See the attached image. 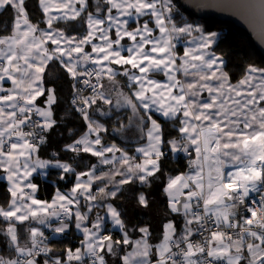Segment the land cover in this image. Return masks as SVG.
<instances>
[{
    "label": "snow or ice",
    "instance_id": "6c2138e0",
    "mask_svg": "<svg viewBox=\"0 0 264 264\" xmlns=\"http://www.w3.org/2000/svg\"><path fill=\"white\" fill-rule=\"evenodd\" d=\"M39 3L47 17L49 30L40 29L38 24L29 21L25 0H0V9L11 7L15 13L12 35L0 37V60L3 61L0 63V82L7 79L12 84L8 89L0 86V92L7 93L0 95V167H4L12 185L8 189L12 197L9 208L0 207V216L9 222L6 232L17 254L15 258L0 256V264H37V256L51 251L45 244L44 233L36 227L30 229V246L27 242L21 245L13 220L23 223L32 219L43 225L48 218L60 217L61 213L74 215L76 228L82 229L84 235L81 241L83 251L81 248H76L75 252L67 249V262H82L87 256L91 257V264H106L105 251L115 254L114 247L133 244V250L123 256V264H151L149 257L153 245L148 243L147 227L139 229L143 233L141 239L131 241L124 231L123 239L114 241L111 235L100 234L102 218L99 216L91 228L83 226L88 214L79 211V197L83 195L89 202L97 200L98 195L115 198L120 190L118 186L108 191V185L105 184L93 195L90 191L92 184L105 178L110 184L121 186L134 180L147 183L148 177L160 170L165 141L162 125L154 118V112L167 119L180 117L178 131L181 140L168 141L173 152H189V146L195 152V159L190 161V167L195 170L171 178L164 189L169 197L170 211L183 212L186 217L184 233L179 240H174V224L169 222L164 225L163 239L155 246L158 255L155 264H213V259L226 260V264H242L244 261L247 264H264V68L248 65L244 76L236 84L230 83V76L224 71L222 54L212 51L217 33H204L201 27L190 23L178 25L172 17V0H106L110 5L106 18L88 13V33L79 39L67 37L59 30L53 34L52 23L56 17L52 16L50 7L68 9L75 19L87 8V0H61L59 3L39 0ZM75 3L80 5L79 9L75 8ZM259 7L264 22V0H261ZM113 9L117 11V16L112 15ZM67 15L65 12L64 16ZM132 16H148L149 20L129 31L128 19L121 17ZM106 22L107 27H104ZM150 22L154 28L149 27ZM114 26L117 38L112 40L109 32ZM157 30L159 35H154ZM97 34L102 44L92 43ZM124 37L133 41L126 50L128 55L114 49V45H120ZM182 37L190 39L186 41L187 46L180 55L176 51V43ZM48 41L56 45L51 51L46 46ZM89 43L95 56L84 52L83 46ZM73 53L77 54V60L72 59ZM64 57L68 58L67 62ZM53 59L59 60L74 80L80 76L87 77L83 83L93 91L92 96L77 95L72 101L74 105L80 101L82 106H78L77 111L87 122L88 132L67 145L66 149L91 153L99 157L102 164L113 165L114 170L96 176L94 165L92 171L77 175L78 182L70 195L57 191L49 203L35 198L32 193L37 190V185L28 178L37 166L45 168L52 162L41 160L35 155L39 149V145L33 143L36 133L24 132L23 126L31 123L33 128L49 130L56 123L52 118V105L56 103L55 89H45L43 86L45 70ZM79 60L91 61L99 66V70L79 72ZM112 64L130 65L131 69L137 70L131 72L125 68L123 72L129 81L130 95L120 87L116 80L118 73L111 67ZM154 73H162L165 80L152 78L151 74ZM178 73L190 79H180ZM93 76L95 84L91 82ZM104 77L109 81L107 90L100 83ZM204 93H207L206 98ZM40 96L47 97L46 107L36 104ZM98 99L110 106L114 104L117 109L130 108L133 117L141 124L146 122L150 125L146 133L148 143L136 149L142 154V162H136L135 157H130L115 144L107 147L102 145L99 133L106 129L92 121L88 112ZM6 108L11 111H5ZM33 112L42 117V121L32 122ZM131 120L132 117H129ZM91 133L96 134L94 140L89 138ZM5 137L9 141L7 151ZM12 137H16L18 142H12ZM39 141L44 143L45 138L40 136ZM116 152L122 155L117 157L114 155ZM110 153L113 154L111 158L107 155ZM116 162H119L120 167H115ZM54 166L64 172L72 171L71 165L59 160ZM117 175L122 177L118 182L114 180ZM84 176L88 179L81 182ZM26 188L31 193L25 192ZM253 193L258 194L259 201L251 199L249 203ZM138 199L141 205L147 207L148 201L144 194ZM201 202L203 215L193 210V205L199 209ZM72 205L77 206L74 213L70 208ZM239 205H245L246 211L251 214L244 219L243 225L233 223L230 219L235 216ZM91 210L89 204L88 212ZM107 211L114 224L123 231L125 225L117 209L109 204ZM211 216L215 217L217 228L221 224L229 228L239 227L236 238L218 230L211 233L205 244L192 243L189 237L193 231L189 226L194 222L202 225L205 218L210 219ZM253 226L258 230H254ZM68 227L67 223H62L54 232L63 233ZM245 235L252 238V242L246 243ZM181 243L186 244V249H180L179 253L173 252L172 246L180 248ZM177 255L181 256L179 261L174 259ZM44 264L49 262L45 260ZM51 264L66 262L57 258Z\"/></svg>",
    "mask_w": 264,
    "mask_h": 264
},
{
    "label": "trees",
    "instance_id": "16d2710c",
    "mask_svg": "<svg viewBox=\"0 0 264 264\" xmlns=\"http://www.w3.org/2000/svg\"><path fill=\"white\" fill-rule=\"evenodd\" d=\"M172 1L175 3L177 10L186 14L191 22L201 23L202 29L205 32L214 30L219 32L218 39L212 49L215 53L222 54L225 60L224 69L229 74L231 83L236 84L244 76L248 65L264 68V56L259 52L253 40L246 33L223 22L205 20L193 16L185 12L176 0ZM97 7L100 8L99 12H97ZM108 7L109 5L105 0H89L88 7L80 16L72 20L58 21L54 25L67 33L82 35L86 31L88 13L92 12L103 15L106 13ZM25 8L29 18L33 22L38 25H43L45 23L44 13L41 9L39 0H25ZM14 17L15 13L11 7H7L0 11V35H9L12 33ZM73 85V78L57 59L48 63L43 77V86L45 89H55L56 103L52 105V118L56 123L51 129L44 130L45 141L41 143L40 156L51 162L57 160L65 162L71 165L72 168V171L64 172L61 168L50 167L45 179H41L40 177L36 178L39 184L38 196L48 201L52 200L58 190L70 191L74 184L76 174L80 171L92 168L98 162V158L91 153L82 150L74 152L66 149L67 145L73 144L88 129L87 122L84 120L83 115L76 112L71 105V98L74 92ZM46 98V96H40L37 101L42 102L41 99L45 100ZM36 117L40 118L39 116ZM129 117H132L131 122L129 121ZM154 118L162 125L163 139L165 141L162 145L164 155L160 160V170L149 177L147 183H140L138 180H134L132 183L128 184V186L124 187L115 198L108 197V200H113L118 205L124 217L126 228L129 231L130 228L136 229L135 233L134 231H130L134 238L140 235L139 229L145 225L146 220L150 223L147 214L137 213L140 207L139 204H137V202H139V196L145 193L151 201L153 197L155 200H158L160 206L170 214L168 197L164 189L171 178L191 169L188 162L190 156L181 153L174 154L168 144V141L181 137L178 131L181 126L180 117L164 119L154 113ZM102 121L106 124V131L103 135L106 141H116L121 146L129 147L127 149L132 151L137 144L146 140V130L149 124L146 122L141 124L136 117H133L131 109L124 108L115 110L112 115L103 117ZM8 189L6 181L0 182V206L4 208L9 205L11 199V194ZM118 197L122 200L119 201ZM151 201L148 203H152ZM124 203L128 205L124 207ZM105 207L106 204H99L97 208L92 211L91 218L93 219L103 214L105 212ZM134 213L137 214L132 218ZM173 217L177 225L183 222L181 216V218L177 215ZM8 225L9 222L0 216V256L15 258L17 254L6 232ZM23 225L26 226V224ZM118 233L119 232L116 231L114 235ZM46 238L51 248V258L53 259L58 256L64 259L67 254V249L73 250L80 246L82 236L73 226L68 233H65L60 238L47 236ZM104 254L106 259V253ZM73 263H77V261H72L71 264ZM245 263L246 262L242 264Z\"/></svg>",
    "mask_w": 264,
    "mask_h": 264
},
{
    "label": "crops",
    "instance_id": "0c3cea01",
    "mask_svg": "<svg viewBox=\"0 0 264 264\" xmlns=\"http://www.w3.org/2000/svg\"><path fill=\"white\" fill-rule=\"evenodd\" d=\"M106 1V0H105ZM53 2L54 3H59V2H61V0H53ZM172 4H173V12H172V17H173V19H174V21L178 24V25H182L183 23H190V24H196V23H193V22H191L188 18H187V16H186V14H184V13H181V12H179L178 10H177V7H176V5H175V3L172 1ZM88 5H89V0H87V7H88ZM74 6H75V8L76 9H79L80 8V5L78 4V3H75L74 4ZM24 7H25V5H24ZM109 7H110V5H109ZM41 9H42V11H43V8H42V6H41ZM2 9H0V11H1ZM25 11H26V8H25ZM50 12H51V14H52V16H54V17H56L55 19H53V23H52V29H51V31H53V34L55 35L56 34V31L57 30H59V31H62L63 33H64V35L65 36H67V37H76V38H83L84 36H86L87 35V33H88V26H87V19H86V31H85V33L84 34H82V35H78V34H70V33H67L66 31H64L63 29H61V28H58L57 26H55L54 24L56 23V22H58V21H61V20H72L73 18H72V12L70 11V10H68V9H57V8H55V7H50ZM65 12H67L68 13V15L67 16H64V13ZM26 13H27V11H26ZM43 13H44V11H43ZM83 13V11L81 12V14ZM90 13H92V12H90ZM80 14V15H81ZM93 14V16H96V17H98V18H106V16L108 15V12L106 11V13L105 14H99V13H92ZM27 15H28V13H27ZM112 15L113 16H117L118 15V13H117V11L115 10V9H113V12H112ZM77 18V17H76ZM128 19V25H127V28H128V30L129 31H131V30H133V29H135L137 26H139V25H142L143 24V22L145 21V20H149V17L148 16H143V17H139V18H137L136 16H132V17H121V19ZM14 19H15V17H14ZM28 19H29V21L31 22V23H33V24H36L35 22H33L30 18H29V16H28ZM46 19H47V17H46V15H45V13H44V21H45V23L43 24V25H38L39 26V28L40 29H44V30H49L48 29V26H47V23H46ZM104 27H107V22L105 23V25H104ZM149 27H153L154 28V24L153 23H149ZM14 28V27H13ZM204 31V30H203ZM13 32V31H12ZM115 32H116V30H115V26L110 30V32H109V36H110V38L112 39V40H115L117 37H116V34H115ZM10 35H12V33L11 34H9V35H0V37H7V36H10ZM154 35H159V33H158V30L156 31V32H154ZM219 36V35H218ZM139 39V38H138ZM218 39V38H217ZM179 41H181V39L179 40ZM179 41H177V43H176V51L178 52V49L177 48H180V44L178 45V42ZM217 41V40H216ZM92 43H96V44H102V41L99 39V34H97L94 38H93V40H92ZM132 44H133V41L132 40H130L128 37H124L122 40H121V42H120V45H114V49H116V50H120L121 52H122V54L123 55H128V53H127V48H129L130 46H132ZM46 46L49 48V50L51 51L52 49H54L55 47H56V45H53L50 41H48L47 42V44H46ZM62 46H64L63 45V42H62ZM83 48H84V52L85 53H92V44L91 43H89V44H86V45H84L83 46ZM214 52V51H213ZM92 55L93 56H95L96 54L95 53H92ZM64 59H65V61L67 62L68 61V58L67 57H64ZM72 59L73 60H77L78 59V57H77V54H75V53H73V57H72ZM54 60V59H53ZM53 60H51V61H53ZM51 61H49V63L51 62ZM59 61V60H58ZM225 61V60H224ZM3 61L2 60H0V63H2ZM60 62V61H59ZM83 62H87V63H90V64H92L94 67H95V69L98 71L99 70V66H97V65H95V64H93L91 61H83V60H79V63L77 64V66H79L80 65V63H83ZM177 63H179V61H177ZM111 67L118 73V75L116 76V80L117 81H121V83L122 84H120V86L122 87H124V89L125 90H127V92L129 93V95L131 94V89H129V87H128V83H129V81H128V79H127V77L126 76H124L123 75V72H124V69L125 68H128L131 72H136L137 70H135V69H131V66L130 65H117V64H112L111 65ZM224 71H225V69H224ZM152 75V78H154V79H156V80H161V81H163V80H165V77H164V75L162 74V73H154V74H151ZM178 75V78H180V79H190V78H185L182 74H180V73H178L177 74ZM100 83H102V84H104V86H108L109 87V81H108V79H107V77H104L101 81H100ZM234 84V83H233ZM0 86H2L4 89H8V88H11L12 87V84H11V82L10 81H8L7 79H5L4 81H2V82H0ZM133 87H135V85L133 86ZM5 94H7L6 92H0V95H5ZM204 94H207V93H204ZM39 98V97H38ZM38 98H37V100H38ZM36 100V104L38 105V106H40V107H46V105H45V100H42L41 99V101L42 102H38ZM262 104H264V102H262ZM0 106H2V105H0ZM263 106V105H262ZM124 108H127V107H123V108H119V109H117L115 106H114V104L112 105V106H110V105H107V104H105L102 100H97V103L96 104H94L93 105V107H92V110H91V113H90V119L92 120V121H96V120H98V121H100V122H102L104 125H106L103 121H102V118L103 117H107V116H110V115H112L113 114V112L115 111V110H120V109H124ZM127 109H130V108H127ZM5 111H11V109H5ZM153 112H154V110H153ZM155 113V112H154ZM141 114H143L142 112H141ZM155 114H157L158 116H160V117H162V118H164L163 116H161L160 114H158V113H155ZM36 116H38L37 114H35V112H33V114H32V116H31V119L32 118H34V117H36ZM41 119H43L42 117H40ZM164 119H167V118H164ZM27 125H25V126H23V131L25 132V127H26ZM150 126V125H149ZM41 129V128H40ZM43 130V129H42ZM44 131V130H43ZM86 132H88V129H87V131ZM85 132V133H86ZM84 133V134H85ZM146 133H147V130H146ZM83 134V135H84ZM100 135V138H101V142H102V145L103 146H105V147H107V146H109V145H112V144H115L119 149H121V150H123V152H126L130 157H135V160H136V162H141V158H143L142 157V154L141 153H138L137 151H136V149L137 148H139V147H142V146H145L147 143H148V141H147V136H146V140L144 141V142H142V143H139V144H137L136 146H135V148H134V150H132V151H130V149H127V148H129V147H124V146H121L119 143H117L116 141H106V138L104 139V137H103V135H104V132L103 131H101L100 133H99ZM82 136V135H81ZM80 136V137H81ZM79 137V138H80ZM90 139H92V140H94L95 138H96V134L95 133H91L90 134V137H89ZM5 139V151H7L8 150V143H9V141H8V137H5L4 138ZM11 140H12V142H18V140H17V138L16 137H12L11 138ZM78 140V139H77ZM181 140V137H180V139H178V141H180ZM81 147V149H82V146H80ZM97 148H99V146H97ZM83 151V150H82ZM162 151H163V149H162ZM189 152H190V154H188L187 152H184V151H182V150H180V151H177V152H173L174 154H179V153H181V154H183V155H189V156H193V157H195V152H194V150H193V147L192 146H189ZM36 156H38L41 160H46V159H43L41 156H40V149L38 150V152L35 154ZM108 155V157L109 158H111V156L113 155V154H107ZM114 155L115 156H117V157H120L121 155H122V153L121 152H116V153H114ZM98 158V162L95 164V170H94V174L96 175V176H100L102 173H110L111 171H113L114 170V166L113 165H105V164H102L101 163V161H100V158L99 157H97ZM35 159V156L33 157V160ZM46 161H48V160H46ZM55 162L56 161H54V162H52V163H50L47 167H45V168H40V167H36V171L35 172H33L32 173V175L28 178V180L31 182V183H33V184H36L37 185V190L35 191V193H32L34 196H35V198L36 199H38V200H42V201H47V202H49V203H51L52 202V200H53V198L55 197V195H56V193H57V191H56V193H55V195H54V197L52 198V200H50V201H48V200H46V199H42V198H40L39 196H38V191H39V184H38V182L36 181V178L37 177H40L41 179H45L46 178V176H47V173H48V169L50 168V167H55L54 165H55ZM61 163H65V162H61ZM115 167H120V164H119V162H116V164H115ZM93 170V167L92 168H90V169H87V170H84V171H80V172H78L77 174H76V178H75V180H74V184H73V186H72V188L76 185V183L78 182L77 181V175L79 174V173H81V172H89V171H92ZM195 169L194 168H191L190 170H188L190 173L191 172H193ZM7 176H8V173L4 170V167H0V182H2V181H6V183H7V187L8 188H10L12 185H11V182H9L8 181V179H7ZM122 177L121 176H119V175H117V176H115L114 177V180L116 181V182H118L120 179H121ZM88 179V177L87 176H84V177H81V182L82 181H86ZM148 179H149V177H148ZM139 181V180H138ZM140 182V181H139ZM132 183V182H131ZM141 183V182H140ZM105 184H107L108 185V191H111V190H115V187H119V189L121 190V189H124V186L126 187V185L127 184H125V185H118V184H110L109 182H108V178H105L103 181H95L93 184H92V187H91V193L93 194V195H96L97 194V189L98 188H100V187H104L105 186ZM130 184V183H129ZM166 187H167V185H166ZM165 187V188H166ZM119 190V191H120ZM134 190V189H133ZM60 193H63V194H71V190L70 191H62V190H58ZM135 191V190H134ZM25 192H28V193H31V190L30 189H25ZM137 192V191H136ZM165 194H166V196H167V193L165 192ZM148 196V195H147ZM98 197L99 196H97V200H95V201H91V202H89V201H87L86 199H85V197L83 196V195H81L80 197H79V211H81L82 213H87L88 214V220L86 221V224L88 225V226H90V228H91V226H92V223L97 219V217L96 218H91V213H92V211H94L96 208H97V206L99 205V204H102V203H99L98 202ZM168 197V196H167ZM109 198H111V197H109ZM11 199H12V197H11ZM11 199H10V202H11ZM108 201V200H107ZM106 201V202H107ZM139 201V200H138ZM149 201H151V199H149V197H148V202ZM152 203H148V205H147V207H145V206H143V205H141L139 202H137V204H139V209H138V211H140L139 213H143V214H147L148 216H149V220H150V223H148V220H146V222H145V225H143L142 227H140V228H144V227H147L148 229H149V235H148V237H147V240H149V242L153 245V253L150 255V257H149V259H150V261H151V264H155V261L158 259V255H157V252H156V245H158V244H160L161 243V241H162V239H163V234H164V225H165V223L167 224V223H169V222H167V221H169L170 219H172L173 220V224H174V226H175V229H176V231H175V234H174V237H173V239L174 240H179L180 239V237L183 235V233H184V228H185V220H186V217L183 215V212H181V213H172L171 211H170V214L168 213V212H166L161 206H160V204H159V201L158 200H155L153 197H152V201H151ZM168 202H169V197H168ZM89 204H91V206H92V210H91V212H88V206H89ZM104 204H106V203H104ZM9 205H10V203H9ZM9 205L7 206V207H5V209L7 210L8 208H9ZM103 205V204H102ZM1 207V206H0ZM72 208H73V213L77 210V206L76 205H72L71 206ZM4 208V207H3ZM193 210H194V205H193ZM104 214V213H103ZM103 214H101V215H99V217L100 218H103ZM178 216V217H182V219H183V222L182 223H180V225H177V222H176V220L174 219V217L173 216ZM2 217V216H1ZM180 217V218H181ZM4 218V217H3ZM188 218H190V217H188ZM182 219H180V220H182ZM48 221H49V218H48ZM48 221H47V223L46 224H39L38 223V221H35V220H32V219H29V220H26V221H24L23 223H20V222H18V221H15V220H13L12 222L13 223H15V225H16V229H17V236H18V240H19V242H20V244L21 245H23V244H25L26 242L29 244V246H30V229L31 228H34V227H36V228H39L47 237H52V238H60V237H62L65 233H68L70 230H71V228L74 226L75 228H76V223H77V221H76V218H75V216L73 215V218H72V220L71 221H68V222H61V223H53L52 225H51V227H50V229H48V228H46V226H47V224H48ZM101 221H103L102 219H101ZM123 222H124V220H123ZM62 223H67L68 225H69V227H68V229H66L63 233H55L54 232V229L56 228V227H59ZM21 224V225H20ZM23 224H26V226L25 225H23ZM124 225H125V223H124ZM194 225H195V222L192 224V225H190L189 227L191 228V229H193V227H194ZM19 226H22V227H19ZM126 227V226H125ZM132 229V228H131ZM76 230H77V232L82 236V238H81V241L84 239V236L79 232V229H77L76 228ZM116 231H118L119 233L118 234H116V235H114V234H112L115 238H117V237H119V236H121V235H123L122 233V231L121 230H114V232H116ZM140 232V231H139ZM110 230L108 229V226H103V227H101V230H100V234L101 235H110ZM134 233H135V231H134ZM21 235V236H20ZM20 237H22V238H20ZM143 237V233H141L140 232V235H138L137 237H133L134 239H135V241L136 240H138V239H141ZM154 237V238H153ZM245 242L247 243V242H252V240H250L248 237H247V235H245ZM133 247H134V245H132V249H133ZM77 248H81L82 249V251H83V247H82V245L80 244V246H78ZM127 248H128V246L127 247H123V249H121L122 251H127ZM131 248V247H130ZM76 249V248H75ZM75 249H73L72 251L73 252H75ZM117 250H118V247H114V252L116 253L117 252ZM125 251V252H126ZM125 252H123V253H125ZM105 253H106V264H123L120 260H119V258H120V256H117L116 254H114V255H112V254H110V253H107L106 251H105ZM246 256H247V251L245 250V253H244ZM87 257V256H86ZM86 257H84V259L86 258ZM36 261H37V264H44V262H45V260H43V259H38V258H36ZM244 262H246V261H244ZM244 262H242V263H244ZM247 263V262H246ZM245 263V264H246Z\"/></svg>",
    "mask_w": 264,
    "mask_h": 264
},
{
    "label": "built area",
    "instance_id": "2783aa9c",
    "mask_svg": "<svg viewBox=\"0 0 264 264\" xmlns=\"http://www.w3.org/2000/svg\"><path fill=\"white\" fill-rule=\"evenodd\" d=\"M77 70L79 72L97 71L92 64L87 63V62L80 63V65L77 66ZM86 78L87 77H85V76H80L77 80L73 79V82L75 84V89H74V92H73V96L71 98V105L75 109V111L78 112V113H80V112L77 111V107L78 106H82V105L80 104L79 100L77 101V104L74 105L72 103L73 99L76 98L77 95H79L81 97H87V96H92L93 95L92 88L87 86V85H85L83 83V80L86 79ZM91 82L93 84L96 83V80H95L94 76L91 78ZM92 106L88 109L89 115H90ZM31 121L32 122H36V121H42V120L40 118H38V117H34V118L31 119ZM30 131H34L36 133V138L33 140V143L38 144L39 145V149H40L41 143L39 141V137L40 136L44 137V131L42 129H40V128H33L31 123L27 124V126L25 127V132H30ZM187 153L190 154V152H187ZM193 159H195V157L190 156V158L188 159L189 164H190V161L193 160ZM251 199H256L257 202H258L259 201L258 194H256V193L251 194V196L249 198V203H250ZM253 206H256V205H253ZM70 208H71V210L73 212V208L71 206H70ZM194 211H200L201 215H203L202 202H201V206H200L199 209H197L195 204H194ZM235 212H236L235 216L234 217H230V219L232 220L233 223H238L240 225H243L244 219L246 217H250L251 216V214L248 211H246L245 205H239L237 207V209L235 210ZM72 218H73V215L67 216V215H65L63 213H61L60 217H50L46 228L50 229V227H51V225L53 223L68 222V221L72 220ZM253 229L254 230H258V229L255 228V226H253ZM218 230L226 232L229 235H232L233 238L235 239L237 233L240 231V228L239 227H237V228H229V227L225 226L224 224H221L220 227L217 228V225L215 223V217L211 216L210 219L206 217L205 221L202 223V225L195 223V225H194V227L192 229L193 234L189 237V240L192 243H194V244H205L207 239H210L211 233L213 231H218ZM44 237L46 238L45 234H44ZM47 240L48 239L46 238L45 244L47 245V247L50 248V245L47 243ZM180 249H186V244L181 243L180 244V248H176L174 245L172 246V251L173 252L179 253ZM205 255H206V253H205ZM36 258H42V259H45V260H52L50 252L46 253V254L45 253H41ZM200 258L202 259L203 257H200ZM174 259L179 261L181 259V256L177 255L176 257H174ZM208 259H213V258H208ZM73 264H91V257H87L82 262H77V263H73ZM213 264H226V260H223V259L215 260V259H213Z\"/></svg>",
    "mask_w": 264,
    "mask_h": 264
},
{
    "label": "water",
    "instance_id": "95a60500",
    "mask_svg": "<svg viewBox=\"0 0 264 264\" xmlns=\"http://www.w3.org/2000/svg\"><path fill=\"white\" fill-rule=\"evenodd\" d=\"M185 12L205 20L229 24L246 33L264 56V22L261 20V0H176ZM108 197H98L106 203Z\"/></svg>",
    "mask_w": 264,
    "mask_h": 264
},
{
    "label": "rangeland",
    "instance_id": "374dc122",
    "mask_svg": "<svg viewBox=\"0 0 264 264\" xmlns=\"http://www.w3.org/2000/svg\"><path fill=\"white\" fill-rule=\"evenodd\" d=\"M193 25H196V26H199V27H201L202 28V24L201 23H196V24H193ZM210 32H215V33H217V37H216V40H217V38H218V35H219V32L217 31V30H214V31H210ZM210 32H205L204 31V33H210ZM190 38L189 37H182L181 38V41H179L178 42V45L180 44V48H177L178 49V53L180 54V55H182L183 54V50H184V47L185 46H187L186 45V41L187 40H189ZM214 46V45H213ZM212 46V47H213ZM212 51H213V49H212ZM119 82V85L120 84H122L121 83V81H118ZM231 83V82H230ZM233 84V83H232ZM121 87V86H120ZM109 87L106 85L105 86V89L107 90ZM122 88V90H123V92H125V93H127V94H129L128 92H127V90H125L124 89V87L122 86L121 87ZM204 97L206 98L207 97V94H204ZM263 106H264V104H262ZM95 122H98L99 124H101V125H103L104 126V129H106V125H104L102 122H100V121H98V120H96ZM103 132H105L104 130H102ZM100 135V134H99ZM83 136V135H82ZM81 136V137H82ZM80 137V138H81ZM80 138H78V139H80ZM178 139H180V138H176L175 140H177L178 141ZM142 160H143V158H141V162H142ZM190 172L189 171H186V172H183V173H181V174H189ZM180 175V174H179ZM178 176V175H177ZM175 178V177H174ZM126 186H128V184L126 185ZM125 187V186H124ZM121 190H123V189H121ZM120 190V191H121ZM119 191V192H120ZM185 192L187 191L186 189L184 190ZM118 192V193H119ZM145 192V191H144ZM144 195H145V197H146V199H147V201H148V196L144 193ZM168 196V195H167ZM118 200L119 201H121L122 199H120L119 197H118ZM109 204H111L113 207H115L116 209H117V211L120 213V218L122 219V221L124 220V217H123V215H122V213L120 212V209H119V207H118V205L116 204V202L115 201H113V200H108L107 202H106V207H105V212H104V214H103V218H102V220L103 221H101V227H103V226H108V229L110 230V235L112 236V238H113V240L115 241V240H122L123 239V235H121V236H119V237H117V238H115L112 234H114V230H121L120 228H119V226H117V225H115L114 224V222H113V220H112V218H111V216H110V214H108V211H107V206L109 205ZM128 204H126V203H124V207L125 206H127ZM140 211H138L137 213H139ZM137 213H134L133 215H132V218L134 217V215L135 214H137ZM167 222H172L173 223V220L172 219H170L169 221H167ZM124 223V222H123ZM166 224V223H165ZM83 226H87V227H89L90 228V226H88L87 224H86V222H84V224H83ZM137 228V227H136ZM136 229L135 228H130V231H135ZM122 231V230H121ZM124 231H126L127 233H128V236H129V238H130V240L131 241H135V239L133 238V236H132V234H131V232L126 228V227H124V230L122 231V232H124ZM79 232L83 235V231H82V229H79ZM123 234V233H122ZM84 236V235H83ZM248 237V236H247ZM154 238V237H153ZM250 240H252V238H250V237H248ZM148 243L149 244H151L150 242H149V240H148ZM132 245L133 244H129V245H127L128 246V248H127V251L125 252V251H122L121 249H123V247L125 248V247H127V246H125V245H120V246H118V250H117V252L115 253L117 256H120V258H119V260L123 263V256L124 255H126L128 252H131L133 249H132ZM152 245V244H151ZM131 247V248H130ZM123 252H125V253H123ZM153 253V248H152V251H151V254ZM112 255H114V254H112ZM57 258H59L62 262H66V264H71V262H67V254H66V256H65V258L64 259H62L61 257H58V256H56V257H54L52 260H54V259H57ZM49 262V264H51V262L52 261H48Z\"/></svg>",
    "mask_w": 264,
    "mask_h": 264
}]
</instances>
